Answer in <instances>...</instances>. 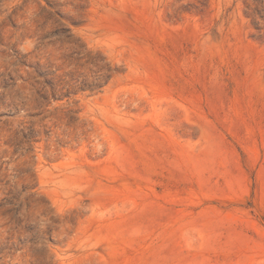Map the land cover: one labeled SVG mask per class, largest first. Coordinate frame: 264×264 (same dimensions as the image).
Instances as JSON below:
<instances>
[{"label": "rangeland", "instance_id": "rangeland-1", "mask_svg": "<svg viewBox=\"0 0 264 264\" xmlns=\"http://www.w3.org/2000/svg\"><path fill=\"white\" fill-rule=\"evenodd\" d=\"M0 264H264V0H0Z\"/></svg>", "mask_w": 264, "mask_h": 264}]
</instances>
